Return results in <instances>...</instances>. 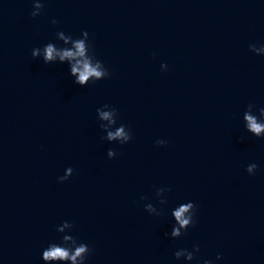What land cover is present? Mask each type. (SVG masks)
<instances>
[{
    "label": "water",
    "instance_id": "water-1",
    "mask_svg": "<svg viewBox=\"0 0 264 264\" xmlns=\"http://www.w3.org/2000/svg\"><path fill=\"white\" fill-rule=\"evenodd\" d=\"M0 264H264V0H0Z\"/></svg>",
    "mask_w": 264,
    "mask_h": 264
}]
</instances>
